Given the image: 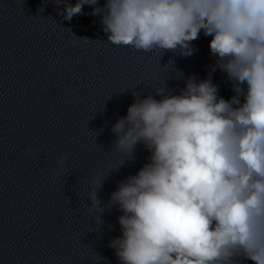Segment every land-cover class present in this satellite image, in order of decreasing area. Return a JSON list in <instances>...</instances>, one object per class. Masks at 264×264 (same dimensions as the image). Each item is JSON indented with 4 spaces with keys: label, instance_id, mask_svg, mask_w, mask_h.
<instances>
[{
    "label": "clouds",
    "instance_id": "1",
    "mask_svg": "<svg viewBox=\"0 0 264 264\" xmlns=\"http://www.w3.org/2000/svg\"><path fill=\"white\" fill-rule=\"evenodd\" d=\"M97 3L77 0L64 18ZM100 13L109 43L161 56H190L203 30L217 57L212 71L227 73L235 92L225 100L211 76H190L180 94L158 87L162 99L137 98L118 119L120 165L139 143L151 155L105 207L97 195L104 176L92 179L86 196L96 224L106 208L123 212L122 236L109 247L121 264H264V0H106L91 15ZM66 161L59 158L57 175Z\"/></svg>",
    "mask_w": 264,
    "mask_h": 264
}]
</instances>
